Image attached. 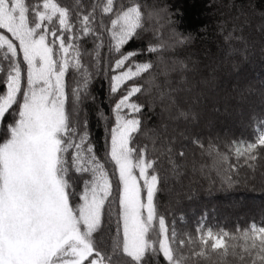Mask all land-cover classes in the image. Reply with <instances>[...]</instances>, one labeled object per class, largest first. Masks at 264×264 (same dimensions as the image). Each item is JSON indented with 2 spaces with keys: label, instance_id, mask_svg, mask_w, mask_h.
Returning a JSON list of instances; mask_svg holds the SVG:
<instances>
[{
  "label": "snow or ice",
  "instance_id": "obj_1",
  "mask_svg": "<svg viewBox=\"0 0 264 264\" xmlns=\"http://www.w3.org/2000/svg\"><path fill=\"white\" fill-rule=\"evenodd\" d=\"M177 13L147 0H0V264H264V220L229 231L202 214L182 231L160 210L189 168L227 188L242 172L264 178V81L221 76L257 42L264 53V4L218 22L220 58L177 55L193 41ZM257 16L258 39L245 31ZM101 74L98 149L86 102ZM253 94L262 109L236 136L220 118Z\"/></svg>",
  "mask_w": 264,
  "mask_h": 264
},
{
  "label": "trees",
  "instance_id": "obj_2",
  "mask_svg": "<svg viewBox=\"0 0 264 264\" xmlns=\"http://www.w3.org/2000/svg\"><path fill=\"white\" fill-rule=\"evenodd\" d=\"M63 3L72 4L75 0H62ZM260 7L264 0H253ZM149 4L163 6L167 4L173 11L179 9L176 15L180 31L193 34V41L189 46L178 47L176 53L185 56L189 52L203 55L205 52L218 58L223 57L224 40L220 34L217 24L229 15H235V8L241 5L245 7L248 0H147ZM214 5V6H213ZM259 24V17H252L250 26H246V33L257 36L256 27ZM141 46L139 38L134 39L128 45L129 48ZM106 52L107 49L105 48ZM239 61V67L231 70L226 67L221 76L230 86L232 83L241 86L252 84L257 90L260 87L261 76H264V53L260 50L257 42L254 49H250L247 59H243L240 53L234 57ZM91 91L96 96V104L87 101L90 126L93 132L94 142L97 148L102 147V127L97 126L96 106L108 110L109 104L105 99L107 85L103 75L96 78ZM262 106L258 94L250 98V106L246 107L243 114L221 117L220 123L239 136L243 133L248 135L250 129L245 126L249 112H260ZM244 171H247L245 169ZM169 203H163L161 211L168 214L169 223L174 219L178 230L194 231L196 222L202 214H206L207 223L214 227H224L233 231L237 224L241 227L255 220L259 223L264 220V178L258 169L255 175H248L245 179L241 173V182L231 188L221 187L219 180L214 173L210 176L202 175L198 170L188 169L187 174L179 183H174L171 197H162ZM112 231H115V221L112 224Z\"/></svg>",
  "mask_w": 264,
  "mask_h": 264
},
{
  "label": "rangeland",
  "instance_id": "obj_3",
  "mask_svg": "<svg viewBox=\"0 0 264 264\" xmlns=\"http://www.w3.org/2000/svg\"><path fill=\"white\" fill-rule=\"evenodd\" d=\"M260 79L264 80V76H261Z\"/></svg>",
  "mask_w": 264,
  "mask_h": 264
}]
</instances>
